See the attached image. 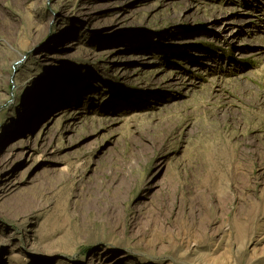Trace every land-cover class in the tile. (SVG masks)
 <instances>
[{
  "label": "rangeland",
  "instance_id": "374dc122",
  "mask_svg": "<svg viewBox=\"0 0 264 264\" xmlns=\"http://www.w3.org/2000/svg\"><path fill=\"white\" fill-rule=\"evenodd\" d=\"M0 264H264V0H0Z\"/></svg>",
  "mask_w": 264,
  "mask_h": 264
}]
</instances>
